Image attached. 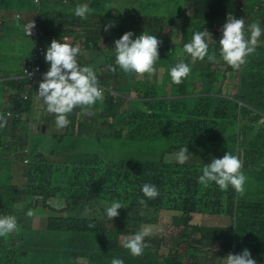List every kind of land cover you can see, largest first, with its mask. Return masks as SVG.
<instances>
[{
  "label": "trees",
  "instance_id": "trees-1",
  "mask_svg": "<svg viewBox=\"0 0 264 264\" xmlns=\"http://www.w3.org/2000/svg\"><path fill=\"white\" fill-rule=\"evenodd\" d=\"M18 2L22 1L0 0V9ZM258 3L260 0H40L35 3L39 7L35 18L44 31L42 37L35 39L47 48L54 39L62 42L65 38L66 43L78 44L79 55H84L79 63L93 67L99 85L105 86V102L102 110H96L93 115L75 108L67 117L70 124L63 130L56 127L55 114L46 109L39 130L47 133L49 123H53L55 129L62 131L55 133L56 144L49 148L50 153L61 159H50L47 151L40 150L21 191L0 182V216L12 215L22 221L15 207L5 202L2 185L14 187L9 193L16 191L18 199L33 196L35 208H50V199H63L64 215L47 217L44 228L32 230L21 226L19 232L0 237V264H111L114 258L122 259L124 264H197L198 260L190 261L188 256L192 257L199 246L218 247L223 254L230 249L234 254L248 249L257 264H264V33L258 38L255 52L238 70L223 61L219 45L229 15L237 19L245 14L254 15L246 17V37L250 36L249 23H264V16L259 20L260 14L264 15V3L259 5L260 13L254 11ZM80 4H88L92 9L87 19L74 14ZM242 6L244 11L240 9ZM160 12L164 15H159ZM175 12L180 15L177 19L173 16ZM110 23L113 27L105 31ZM166 27L169 31H165ZM2 29L1 24L0 36L5 35ZM129 29L134 34L132 39L145 32L162 41L154 67L162 58L169 60L168 68L173 64L176 48L183 49L195 32L207 29L212 36L207 39L209 54H215L216 62H210L207 56L202 61H193L187 53L177 58L198 74L201 92L172 80L159 88L148 76L139 77L121 69L111 43L117 34L119 39ZM91 38L100 42L95 49L88 45ZM20 57L22 62L16 73L20 77L5 82L13 93L6 94L9 106L0 112L6 120V123L0 121V152L11 148L16 157L25 155L24 150L29 151L24 132L30 121H34V102L41 99L34 97V82L24 77L29 57ZM36 64L50 69L45 61ZM214 65H222L223 71ZM229 73L237 74L239 85L235 92L224 89L225 85L216 81L219 75L227 79ZM26 93L28 98L24 97ZM184 97L192 99L185 102ZM122 103H127L128 108L118 112ZM178 108V115L169 113L170 109ZM120 124L122 129H118ZM109 125L113 127L111 134L106 133ZM33 126L37 127L34 122ZM119 133L135 141L136 148L123 154L114 152ZM86 139L93 144L84 146ZM182 147H188L193 154L191 159L184 164L166 160ZM151 148L161 149L151 156L146 151ZM77 149L81 154L69 155ZM214 149L222 152L218 158L230 152L242 160V171L247 176L242 194L231 186L222 191L214 182L208 187L198 182L203 167L216 157ZM145 183L158 189L155 199L144 196L141 189ZM114 201L124 208L118 210V217L109 220L106 208ZM85 207L91 210L88 215L84 214ZM150 208L175 212L174 222L163 226L178 228L174 253L158 254L165 239L163 227L159 230L162 217L153 211L148 213ZM195 213L227 215L232 223L226 227L197 225L192 223ZM89 223L95 227L89 228ZM142 228L151 230V235L146 237L148 247L142 256L134 257L123 243ZM25 235L29 241L33 239L32 246L17 247L15 241ZM213 256L222 254L213 253ZM206 260L211 264L217 258Z\"/></svg>",
  "mask_w": 264,
  "mask_h": 264
},
{
  "label": "clouds",
  "instance_id": "clouds-1",
  "mask_svg": "<svg viewBox=\"0 0 264 264\" xmlns=\"http://www.w3.org/2000/svg\"><path fill=\"white\" fill-rule=\"evenodd\" d=\"M91 11L92 9L88 4H80L74 9V14L81 19H87ZM34 27V22L27 25L30 36ZM111 27H113L111 23L106 25L105 31H108ZM248 30L250 36L246 37L243 17L237 19L229 15L227 22L223 25V34L219 41L220 56L223 61L237 70L246 63V58L255 52L258 38L262 34V29L258 23H252L248 26ZM133 35L129 31L115 40L116 64L126 73L134 72L140 75L154 73L156 71L154 64L159 59L158 48L162 41L158 40L156 36L145 32L136 39H132ZM209 38H212V36L207 29L195 32L191 42L183 46V53L189 54L193 61H202L207 56L210 62H216L215 54H209V44L207 43ZM65 41V38L62 40L63 43L54 39L48 48L45 45L47 50L45 60L42 61L50 64V69L47 70L43 66V69L47 72L44 74L37 91L39 97L47 106V111L55 114V123L58 129L67 127L70 124L67 117L75 108L79 107L83 114L90 115L91 106L95 105L97 101L105 99V86L99 85L93 67L81 66L79 63L80 46L78 44L73 46ZM35 71H38V69ZM189 73L190 67L184 62L176 64L170 70L172 82L175 84H180L182 79L186 78ZM27 75L30 76L31 74L27 73ZM7 114L10 115L9 112ZM0 121L6 123L4 116L0 115ZM190 158L191 153L188 147H182L176 153V160L180 164L186 163ZM25 159H28V157ZM29 161L28 159L25 164H28ZM242 167V160L228 152L223 158H213L211 163L206 164L202 169V175L199 176L198 182L204 187H208L210 183L214 182L222 191H226L231 186L238 194H242L245 191L244 185L247 181V176L243 173ZM141 190L148 199H155L159 195L158 189L153 184L145 183ZM140 203L145 204V201L141 200ZM121 208L124 207L120 202H112L111 206L106 208L108 219L112 220L118 217V210ZM0 209H2L1 206ZM163 210L170 212L171 216H175L174 211L166 208L152 209L151 211L161 215ZM90 211L89 208L85 207L84 214L88 215ZM27 215L31 217L34 212L29 210ZM88 227L94 228L95 224L89 223ZM16 230H18V224L15 216H0V237L12 235L11 233ZM150 235L151 230L149 228H142L141 231L126 238L123 247L129 250L134 257L142 256L145 248L148 247L146 237ZM225 260L226 264H257L248 249L240 254L227 255L226 253ZM111 264H124V261L114 258Z\"/></svg>",
  "mask_w": 264,
  "mask_h": 264
},
{
  "label": "rangeland",
  "instance_id": "rangeland-1",
  "mask_svg": "<svg viewBox=\"0 0 264 264\" xmlns=\"http://www.w3.org/2000/svg\"><path fill=\"white\" fill-rule=\"evenodd\" d=\"M21 3H17V5L10 6L8 9H0V25L2 24V35L0 36V112L2 113L4 109H6L9 105L7 102H9V99L6 97V94L13 93L10 86L5 85V82L12 81L11 79H18L20 76L16 75L17 70L20 67V64L22 62V59L20 56L28 58L32 55V52L37 44L40 43V40H37L30 36L28 34V31L26 29L27 21L34 20V18L38 15L39 7L38 5H35V3H38V0H21ZM35 2V3H34ZM264 0H260V3H258L257 6L254 7V11L256 10V13H260L259 5L263 4ZM178 11V8H175ZM242 11H244V7L242 6L240 8ZM179 13V12H178ZM176 12L174 13V19H177L180 15ZM149 14H151V11L149 10ZM159 15H164L162 12L158 13ZM259 20L263 18V14H260ZM249 16L250 18H253V14H245L243 17L244 21H246V17ZM19 18V19H18ZM6 22V24L3 26V23ZM259 26L262 29V33H264V23L262 21L257 22ZM250 23L248 24V26ZM114 26H117V23H114ZM246 28V27H245ZM169 27L165 28V31H169ZM131 32L132 30L129 29ZM116 33V32H115ZM181 37V35H180ZM111 45L114 48L115 47V40L118 39V34L113 38ZM79 42L83 44L80 40ZM99 40L95 38H91L89 40L88 45L91 46L93 49L96 48V45L99 44ZM183 54L182 47L176 48L175 53V59L172 60L173 64L168 68V59H160L158 65L154 67L156 71L152 74H138L139 77L148 76L150 79H152L154 82L158 83V87L161 88L162 84L167 85L169 81H171L170 76V70L176 66V64L180 63L179 60L177 61L178 56ZM84 58V55H79L78 60H81ZM219 68V70L223 71V66H215L214 68ZM102 71H106V68H101ZM187 78V81L185 83L184 79ZM182 79L183 84H187V89H190L194 86V89L197 90V92H201L200 89L201 84L200 81H197L198 74L194 73L193 71H190L189 75ZM137 79H140L137 77ZM218 83H220L222 86L223 84L224 89H228L231 92H235L237 90V87L239 85L237 80V74L233 75L231 73L227 74V79H223L219 75V79L216 80ZM9 85V84H8ZM213 90L216 92V88L214 87ZM34 97L39 98L37 93L33 91ZM192 93V90H189V94ZM161 93L159 92L158 95ZM135 97L137 94H133ZM132 95V96H133ZM185 102H189V97L183 98ZM104 99L99 100L95 103V105L91 106L90 111L93 115L96 110L97 112H100L102 110V107L104 105ZM34 111L32 119L34 120V124L37 125V127L33 126L32 120L30 121L29 125L27 126V130L24 132L27 134L26 142L28 143V153L27 150H24V154L26 155H20L16 157L15 151L13 152V149L4 150L3 152H0V182H7L9 185L15 186V190L18 189L21 191L24 186L27 183V172L29 170L33 169V160L36 155H38L41 151H47V157L50 159H56L60 160L58 156L53 155L49 152V148L54 146L56 144L55 139V133H61L62 131L55 129L53 123H49V131L43 132L39 130V127L43 124L42 123V117H45L47 115V107L43 103L42 99H37V101L34 102ZM46 107V108H45ZM128 108L127 103H122L119 108L118 112L125 111ZM92 109V110H91ZM169 113L171 115H178L180 113V108L178 109H170ZM120 118V117H119ZM110 119V118H109ZM121 119V118H120ZM116 124V122H114ZM99 126V125H98ZM109 130L106 132L108 134L112 133L113 127L109 125ZM123 124H120L118 129H122ZM45 129V128H44ZM63 130V128H61ZM94 130H97V126H95ZM46 131V130H44ZM60 131V132H58ZM16 132V129L14 133ZM118 143L115 145V151L112 149L111 151L116 152L117 154H123L124 152H128L130 150H133L136 148L135 141L128 140L125 138V136L122 133H119L117 135ZM87 141L84 143V146H90L93 144V142ZM161 148H151L146 151L151 152L150 155L153 156L155 152L159 151ZM1 150V149H0ZM215 150V158H218L222 155V152H219L218 150ZM80 149H77L76 151L70 153L69 155L77 156L80 153ZM193 154H191L192 158ZM28 157V159L31 161L30 164H25L24 159ZM190 158V159H191ZM166 160L169 161H175L176 160V154L170 155L166 157ZM212 160H209L211 162ZM2 183H0L1 185ZM14 187L6 188L2 185V191L6 193L5 195V202L13 207H15V212L18 215V219L22 221H17L18 228L21 226H27L30 227V229H41L46 227V218L50 216H57V215H64L61 213V210L65 207V201L63 199L59 198H52L49 201L50 208H35L33 207V196H24V198L20 197L19 199L16 197V191L10 192L11 189ZM260 189V187L258 188ZM2 199V197H1ZM3 200V199H2ZM17 204V205H16ZM29 210H32L34 212L33 216H28L27 213ZM152 208L148 209V213H151ZM12 211V210H11ZM162 217L161 224L159 226L162 228L167 223L174 222V219L176 216H171V213L168 211L163 210L162 214L159 215ZM193 223L197 225H203L206 227H215V226H230L232 223V218L227 215H209L208 213L200 214L196 216L193 220ZM158 230V231H159ZM19 232V229L16 231H13L11 234ZM33 235V234H30ZM163 237L164 244L162 248L158 251L159 255H162L167 252H173L176 250V242H174L178 237V228L177 227H163ZM174 237L176 239H174ZM174 239V240H173ZM16 246H32L33 239L29 241V238L27 235H25L22 239L15 241ZM205 244H208L207 241H205ZM213 253L215 254H222L220 257H214ZM226 256V253H222L221 251H218V247L210 248V247H201L195 251L192 257L188 256V259L191 261L192 259L198 260L197 264H210L206 258L214 259L217 258L216 262L211 264H223V258ZM226 261V260H225ZM225 264V262H224Z\"/></svg>",
  "mask_w": 264,
  "mask_h": 264
},
{
  "label": "built area",
  "instance_id": "built-area-1",
  "mask_svg": "<svg viewBox=\"0 0 264 264\" xmlns=\"http://www.w3.org/2000/svg\"><path fill=\"white\" fill-rule=\"evenodd\" d=\"M40 2V0H38V3ZM35 23V27L32 29V37L37 38V37H42L44 35V31L43 29H41L38 26V20L37 18H34V20L28 21L26 24V29H27V25L29 23ZM45 54H46V46L42 43V44H37L36 47L34 48L32 55L29 57L28 61H27V66L25 68V74L24 77H27L28 79L32 80L35 84V93H37L38 95V89H39V84L40 82H42L43 80V76L44 74L47 72L46 70L43 69L42 66L36 64L39 61H42L43 59L45 60ZM36 69H38V71H35ZM27 73L31 74L30 76L27 75ZM27 90L30 91V85H27ZM25 98H28V93H26L24 95ZM39 97V95H38ZM40 98V97H39ZM25 162H28V159H25ZM228 254H234V250L230 249L227 252ZM226 264V261H225Z\"/></svg>",
  "mask_w": 264,
  "mask_h": 264
},
{
  "label": "crops",
  "instance_id": "crops-1",
  "mask_svg": "<svg viewBox=\"0 0 264 264\" xmlns=\"http://www.w3.org/2000/svg\"><path fill=\"white\" fill-rule=\"evenodd\" d=\"M176 215H178L177 213H176ZM198 215H200V214H197V213H195V215L193 216V219L196 217V216H198ZM209 215H214V214H209ZM192 219V220H193ZM193 223V222H192ZM195 224V223H194ZM171 226V225H170ZM203 226V225H202ZM174 239H175V237H174ZM173 239V240H174ZM167 253H169V252H167ZM167 253H164V254H167ZM164 254H162L161 256H163Z\"/></svg>",
  "mask_w": 264,
  "mask_h": 264
}]
</instances>
